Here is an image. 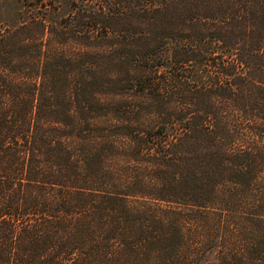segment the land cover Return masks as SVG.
<instances>
[{
    "label": "trees",
    "instance_id": "trees-1",
    "mask_svg": "<svg viewBox=\"0 0 264 264\" xmlns=\"http://www.w3.org/2000/svg\"><path fill=\"white\" fill-rule=\"evenodd\" d=\"M0 264H264V0H0Z\"/></svg>",
    "mask_w": 264,
    "mask_h": 264
}]
</instances>
